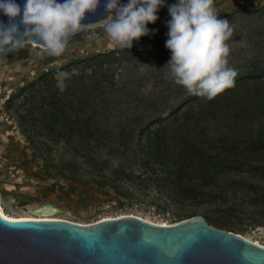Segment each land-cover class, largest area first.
<instances>
[{
    "label": "rangeland",
    "instance_id": "obj_1",
    "mask_svg": "<svg viewBox=\"0 0 264 264\" xmlns=\"http://www.w3.org/2000/svg\"><path fill=\"white\" fill-rule=\"evenodd\" d=\"M176 3L164 0L157 21L147 25L149 34L130 49L115 46L100 20L73 35L59 57H41L38 45L0 54L5 213L26 217L50 205L59 211L53 217L76 223L132 214L168 225L194 213L211 226L264 244V81L225 91L211 105L190 102L189 116L163 123L160 138L170 147L189 144L211 158L184 172L183 178L202 187L193 199L167 200L149 174L146 156L153 152L139 134L146 114L154 104L159 114L191 96L166 77L168 9ZM215 7L234 28L227 42L229 66L241 72L252 61L263 63L264 0H215ZM60 72L69 78L61 81ZM61 82L68 87L63 92ZM185 108L189 105L180 113ZM165 148L154 151L156 160L168 162ZM169 179L176 182L177 176Z\"/></svg>",
    "mask_w": 264,
    "mask_h": 264
},
{
    "label": "clouds",
    "instance_id": "obj_2",
    "mask_svg": "<svg viewBox=\"0 0 264 264\" xmlns=\"http://www.w3.org/2000/svg\"><path fill=\"white\" fill-rule=\"evenodd\" d=\"M163 3L128 0L121 5L120 0H107L102 27L115 46L130 49L134 40L149 34L147 25L157 21L156 13ZM99 4L100 0H26L21 9L15 0H0V11L9 18L8 25L0 22V54L38 45L41 57L61 56L71 37L86 26L82 23L86 13H94ZM168 11L171 20L167 23L166 48L171 59L165 66L166 77L190 95L208 100L234 87L238 72L229 66L227 43L234 28L219 18L215 0H178ZM69 76L68 72L58 73L61 81ZM58 86L61 92L65 90L62 82Z\"/></svg>",
    "mask_w": 264,
    "mask_h": 264
},
{
    "label": "water",
    "instance_id": "obj_3",
    "mask_svg": "<svg viewBox=\"0 0 264 264\" xmlns=\"http://www.w3.org/2000/svg\"><path fill=\"white\" fill-rule=\"evenodd\" d=\"M106 2L100 0L82 23L105 19ZM15 3L23 9L26 0ZM0 22L9 23L2 11ZM0 264H264V246L211 226L202 216L168 226L132 216L94 224L0 216Z\"/></svg>",
    "mask_w": 264,
    "mask_h": 264
},
{
    "label": "trees",
    "instance_id": "obj_4",
    "mask_svg": "<svg viewBox=\"0 0 264 264\" xmlns=\"http://www.w3.org/2000/svg\"><path fill=\"white\" fill-rule=\"evenodd\" d=\"M264 81V62H258V61H252L248 64V68H245L244 71L238 72V75L235 78V84L234 87H231L225 91H232L239 87H246L248 84L257 86L259 84H262ZM65 88H68L65 86ZM224 91V92H225ZM59 99V98H58ZM57 100V99H56ZM59 101H62V98L59 99ZM203 101L208 102L207 104L211 105L214 99L208 100L203 97H197L191 95L189 98H185L182 100V102L177 103L175 105H168L162 112L159 114H156L158 107L156 104H154L151 108V112L146 114V117H148V123L140 128V135H146V139L150 144L149 150L153 153H149L150 157L146 156V161L150 162L152 172L149 173L150 175H154V178H156L157 186L161 187V190L164 193V196L169 201H180V204H183V201L186 199L192 198L191 196L193 192H195L198 189H202V187L198 186L195 182L187 180L186 178H183L184 172L188 169L193 168V172L196 171V166L199 165L202 160H206L208 163V160H211V158H204L202 152H200V149L193 148L191 145L187 144L184 145L181 142H175L171 144V147L160 138L161 133L164 130L163 123L166 120H172V122H175L178 116H189L191 112L193 111V107L190 108L189 103L192 104H198L201 105ZM71 103V102H69ZM166 103V101H165ZM168 103V102H167ZM185 105H189V109L185 108L184 111L180 113V110ZM136 113H140L137 111ZM180 113V115L178 114ZM140 115H143L141 112ZM154 126V127H153ZM148 144V145H149ZM163 146H165L166 153H169L170 156H168V162L158 161L156 160L158 156L157 153H154V151H160ZM189 151H188V150ZM194 150V151H193ZM194 155V156H193ZM219 154H213L212 159L221 161ZM189 156H192L190 158ZM170 157V158H169ZM186 162L188 166H182L180 163ZM156 166H161L162 172H159L158 170L154 169ZM174 168L175 171H170L167 167ZM167 169H166V168ZM177 168V169H175ZM153 173V174H152ZM174 174L177 176L176 182L170 181L169 177ZM150 175L146 173V177L149 178ZM193 216H198L197 214L191 213L189 215H179L177 216L178 221H181L183 219H187ZM219 228V227H216ZM221 229V228H219Z\"/></svg>",
    "mask_w": 264,
    "mask_h": 264
},
{
    "label": "bare ground",
    "instance_id": "obj_5",
    "mask_svg": "<svg viewBox=\"0 0 264 264\" xmlns=\"http://www.w3.org/2000/svg\"><path fill=\"white\" fill-rule=\"evenodd\" d=\"M57 212H59V211L56 208H54L53 206L45 205V206H42V207L34 210L32 212V215H30V216H26V217H13V216H10V215H8L7 213L4 212L3 205H2V202H1V198H0V216H2L4 218H7V219L24 218V219H57V220H65V219H62V218L53 217V215L55 213H57ZM124 216H132V217H136L138 219L144 220L146 222H151V223H154V224H157V225H160V226H168V224H166V223L153 222V221H150L148 219L142 218L140 216L132 215V214H129V215H121L118 218L124 217ZM113 218H116V217H107V218H103V219H113ZM103 219H100V220H103ZM100 220H98V221H100ZM65 221H69V220H65ZM69 222L76 223L74 221H69ZM94 223H92V224H94ZM77 224H82V223H77ZM240 236H242V235H240ZM242 237L245 238V239H247V240L252 241L253 243H255L258 246H264V244H262L261 242H259L257 240H253L252 238L245 237V236H242Z\"/></svg>",
    "mask_w": 264,
    "mask_h": 264
}]
</instances>
